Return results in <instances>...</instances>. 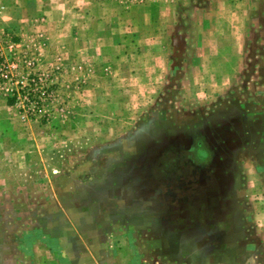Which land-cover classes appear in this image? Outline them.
I'll return each instance as SVG.
<instances>
[{"label":"rangeland","instance_id":"rangeland-1","mask_svg":"<svg viewBox=\"0 0 264 264\" xmlns=\"http://www.w3.org/2000/svg\"><path fill=\"white\" fill-rule=\"evenodd\" d=\"M108 1L174 4L183 28L155 61L81 74L41 63V32L19 46L3 23L25 13L0 0V46L41 76L0 90V264H264V0L243 47L225 26L202 44L208 0Z\"/></svg>","mask_w":264,"mask_h":264},{"label":"crops","instance_id":"crops-1","mask_svg":"<svg viewBox=\"0 0 264 264\" xmlns=\"http://www.w3.org/2000/svg\"><path fill=\"white\" fill-rule=\"evenodd\" d=\"M11 1L12 3H7L5 0L2 7L4 11L17 6L18 11L25 14L10 16L3 24L7 30L14 25L15 39L19 46H31L41 32L47 38L42 48L44 50L39 52L41 63L50 64L59 59L65 64L79 63L81 74L86 71L84 64L92 65V62L106 65V61L113 59L155 61L167 52L168 39L161 37L159 33L165 31L170 22H174L177 28H183L173 15L174 4H164L161 1L129 8L108 0ZM15 1L17 3L14 4ZM208 1L209 7L203 18L207 29L202 44L232 43L230 37L224 39L225 35L221 34L220 29L225 26L239 31L240 37H243L238 40L243 47L249 13L258 9L259 1ZM30 23L37 25L36 28ZM31 30L38 31V34L31 32L29 36ZM35 43L38 45L41 42ZM62 259L66 264V256Z\"/></svg>","mask_w":264,"mask_h":264},{"label":"built area","instance_id":"built-area-1","mask_svg":"<svg viewBox=\"0 0 264 264\" xmlns=\"http://www.w3.org/2000/svg\"><path fill=\"white\" fill-rule=\"evenodd\" d=\"M135 3H143L147 0H131ZM17 45L15 41L8 43V48L12 54L9 56L5 53L3 47L0 46V90H12L14 92H20L22 90H28L31 93L33 85L37 84L41 76L36 74L32 69L37 64L38 58L34 54H22L21 59L17 60L16 54ZM21 65H25L29 71V84H23L18 79L16 74ZM8 84H14V87L7 86ZM33 84V85H32Z\"/></svg>","mask_w":264,"mask_h":264},{"label":"trees","instance_id":"trees-1","mask_svg":"<svg viewBox=\"0 0 264 264\" xmlns=\"http://www.w3.org/2000/svg\"><path fill=\"white\" fill-rule=\"evenodd\" d=\"M14 40H16V39H15V37H14ZM9 100H10L9 102H10L11 104H12V103H13V101H14V99H13V98H12V99H9Z\"/></svg>","mask_w":264,"mask_h":264}]
</instances>
